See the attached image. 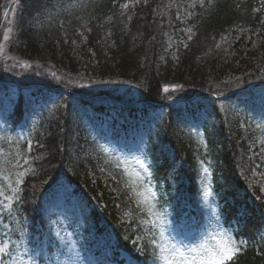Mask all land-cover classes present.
Segmentation results:
<instances>
[{
    "label": "trees",
    "instance_id": "16d2710c",
    "mask_svg": "<svg viewBox=\"0 0 264 264\" xmlns=\"http://www.w3.org/2000/svg\"><path fill=\"white\" fill-rule=\"evenodd\" d=\"M124 1L0 0V110L7 121L0 120V205L13 206L11 214L0 207V243L26 245L16 221L27 218L33 228L50 227L59 241L50 249L45 244L53 264L69 244L83 249L91 264H121L119 251L152 264L155 254L133 243L137 216L129 224L122 220L133 210L130 181L114 171L97 143L101 128V138L143 143L140 155L156 207L175 227L196 216L198 173L208 164L220 217L240 250L229 264H264V204L256 200L260 186L249 178L251 137L235 112L221 109L227 100L214 97L264 84V43L240 64L239 82L224 79L229 67L219 65L217 49L234 27L260 23L264 0H140L128 10ZM174 38L177 44L168 50ZM22 61L32 67L20 68ZM52 74L65 84L48 86ZM69 85L88 86L78 97L84 102H92L96 92L139 102L117 104L116 110L98 101L79 111L58 108L69 99ZM175 86L179 90L171 91ZM183 94L215 101L216 111L178 116L183 105L169 106L167 97ZM21 172L22 185L16 183ZM241 209L247 214L238 223ZM44 255L34 256L38 264H48Z\"/></svg>",
    "mask_w": 264,
    "mask_h": 264
},
{
    "label": "rangeland",
    "instance_id": "374dc122",
    "mask_svg": "<svg viewBox=\"0 0 264 264\" xmlns=\"http://www.w3.org/2000/svg\"><path fill=\"white\" fill-rule=\"evenodd\" d=\"M140 0H125L122 7L126 10L130 9L133 5L137 4ZM127 4L128 7L125 8L124 5ZM177 17H180L177 15ZM7 37H8V33ZM174 35V34H173ZM5 41L7 39H4ZM264 43V17L260 23L253 27H241L238 26L222 37L218 41L217 49L219 50V65H227L229 67L226 77L227 81H233L235 78L240 77L242 74L238 73L240 71V64L245 60L247 54L252 48L257 45ZM177 44V39L168 41V50L174 48ZM251 64L252 61L250 60ZM254 63V62H253ZM259 65V63H255ZM242 71V70H241ZM235 108H240L246 115L244 122L246 123L244 127V133L250 135L248 145L251 144V151H255L252 157L253 168L249 169L250 181L254 182L256 185L260 186V194L264 197V128L257 129L253 128L250 130L248 125H252L251 122H255V116L260 115L264 117V113H261L259 108L253 109L251 106H236ZM262 124L263 119L258 120ZM101 131L102 129L99 128ZM100 131L96 133V137L104 151L113 158L116 162L115 172L120 171L121 174L125 172L128 180L130 181L131 193L129 195L130 204L133 205V210L123 213L122 220L127 222L134 220L135 216L139 218V223L134 225L137 229V234L135 236L134 242L138 244V249H144L146 246L149 247L152 253L159 255L160 247L163 246L168 250L167 255L173 260L174 264H183L185 257H190L196 253L203 252L205 249L214 248L216 241L227 237L226 231L223 226L217 222V212L214 207L213 200L209 194L208 184L202 185V193L200 194V199L196 206V209L200 212V218L198 223L194 226L192 231H178L172 228L173 225L164 222L166 213L163 211H158L156 207V195L154 190L150 186V182L147 181L146 177L149 176V172L145 171L144 168L140 167L137 161H141L140 149L141 144L139 143H126L119 144L109 137L101 138ZM256 134H255V133ZM145 168L146 165L144 164ZM140 173V178L137 179L135 173ZM206 172L204 169L201 171L202 179L205 178ZM206 183V179L204 180ZM208 193V195H205ZM61 205L65 203V197L61 196ZM154 206V207H153ZM158 213L159 215H152L149 209ZM18 251L14 254L19 256L21 259L28 261V264H37L33 256H37L36 253L32 251V247L29 243L22 246L15 247ZM28 254L25 255L24 253ZM76 252H80L73 244L67 245L63 251L60 252L58 257V264H68V255H75ZM82 254V252H80ZM87 260L83 255H79L78 264H87ZM52 264V262H48ZM135 264H141L135 261ZM158 264H165L163 260H158ZM199 264V260H197Z\"/></svg>",
    "mask_w": 264,
    "mask_h": 264
},
{
    "label": "snow or ice",
    "instance_id": "6c2138e0",
    "mask_svg": "<svg viewBox=\"0 0 264 264\" xmlns=\"http://www.w3.org/2000/svg\"><path fill=\"white\" fill-rule=\"evenodd\" d=\"M125 8L128 7L127 4L124 5ZM8 15V9H5L4 16L7 17ZM5 39H7V34H5ZM20 68H31L32 65H30L27 61L19 62ZM15 66H13L9 71H14ZM44 79H47V77H44ZM242 78H237L238 82ZM101 84H112L113 81H101ZM118 83V82H117ZM65 82L61 81L58 77L55 76V74H52V79L48 81V86L50 87H57L64 85ZM95 85H93L94 87ZM86 90H88V86L86 85H75V86H67L65 88V91L69 97L67 101L63 103V105H57V107H64L67 109H72L74 111H79L81 108H88L92 107L95 102H99L102 107H108L112 110H116L117 104H123V103H138L135 98L129 96V99L125 101L123 97H116L113 96L110 92L104 93V92H96L93 94V101L92 102H84L80 100L78 97L83 94ZM179 90V86H175L171 89V91L175 92ZM165 93H169V88L165 87L163 90ZM14 96L19 98L21 93L19 90H16L13 93ZM29 96L33 95L32 93L28 94ZM124 95H128V93H125ZM142 95V94H141ZM64 93H61V98H63ZM224 98L226 100H229L233 102L237 107L238 106H244L249 107L251 106L253 109L259 108L261 113H264V87L260 89L258 93H252L250 92L246 87H240L236 91H231L230 94L225 95ZM167 99L170 101L169 106H176V105H183V109H178V116H184L185 113L195 117L196 113L200 109H204L207 111V109L210 107L212 111H216V104L215 101L209 100L207 97H201L196 94L188 95L183 94L178 97H172L169 95ZM111 100L112 103L109 104L108 101ZM0 120H5V117L3 115V111L0 110ZM163 151H167L166 147L162 146ZM27 163V161H25ZM137 163L140 164L141 168H144L145 171L148 169L145 168L144 163L141 161H137ZM174 168V166H173ZM205 172L208 171L207 168L204 169ZM172 170H170L171 174ZM20 178L17 179V184H23V176L24 173L21 172L19 174ZM135 176L137 179L140 178V173L136 172ZM58 179V177H57ZM15 191V189H14ZM205 195H208V193H205ZM7 199H14V197H8ZM23 197L20 196L17 199V202L19 200H22ZM262 200H264V197H261ZM6 211L7 213L11 214L13 211V206L7 205L6 201L5 204L0 205ZM154 207V206H153ZM149 211L152 215L158 216L159 214L152 211L150 208ZM247 214L246 209H241L237 212V222L239 223L241 220H244L245 216ZM43 220V216L41 218ZM217 222L219 223V219H217ZM17 224V231L21 232L22 235H26L28 238V243L32 247V251L36 253L37 255L43 257L44 251H45V244H47L48 248L50 249L53 244L59 245V241L52 235V229L49 227L48 231L45 232L43 227H35L31 225V222L25 218V223H21L20 221H16ZM7 227V226H6ZM261 228H264V225H261ZM261 229H257V231H260ZM58 235V234H57ZM12 241H7L0 243V264H28V261H25L24 259H21L19 256H15L14 254L18 251L17 248H10V244ZM239 248L236 246L235 242L232 241L230 238H224L216 241V245L214 248H208L205 249L203 252L196 253L194 255H190V257H185L183 264H197V260H199V264H229V262L233 261L239 254ZM168 250L165 249L163 246L160 247L159 255H154L152 264H157L158 260H163L165 264H174L173 260L169 258V255L165 254ZM25 255L28 253L25 252ZM79 252H76L75 255L69 254L68 255V264H78V258H79ZM87 264H91L90 261L87 262ZM109 264H114V261L109 260ZM121 264H135V257L132 256H124L121 258Z\"/></svg>",
    "mask_w": 264,
    "mask_h": 264
}]
</instances>
